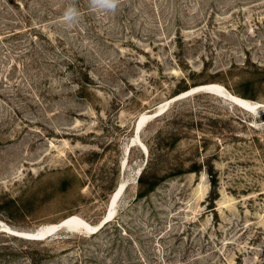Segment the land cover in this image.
<instances>
[{
  "label": "rangeland",
  "instance_id": "1",
  "mask_svg": "<svg viewBox=\"0 0 264 264\" xmlns=\"http://www.w3.org/2000/svg\"><path fill=\"white\" fill-rule=\"evenodd\" d=\"M205 83L264 103V0H0V219L96 224L127 182L96 235L0 230V264H264L263 109L198 92L130 141Z\"/></svg>",
  "mask_w": 264,
  "mask_h": 264
},
{
  "label": "bare ground",
  "instance_id": "2",
  "mask_svg": "<svg viewBox=\"0 0 264 264\" xmlns=\"http://www.w3.org/2000/svg\"><path fill=\"white\" fill-rule=\"evenodd\" d=\"M205 87L210 88L212 90V92H210V93L218 95L222 98H225L226 100L240 106L241 108H243L247 111L256 112L260 107H261L260 109H264V107H262L264 105V103H261L259 101H251L249 99L240 97V96L230 92L221 83L198 84L196 86H192L189 89H186L185 91L178 93L180 95L176 94L174 96L184 98V97H187L185 95L190 90L200 89V88H205ZM198 92H203V90H200ZM173 99H174V97L172 96L169 99L161 102L158 105L157 109L153 113H148L147 111H144L138 115V117L135 121L134 127L136 126V122L139 119H140L139 120V123H140L139 126H141V127L139 128V131H137V134H135L132 137V141H133L132 144L139 145L140 147L142 145L145 149V152L147 153L148 150H147L146 145L141 140L140 132H141L143 126L146 124V122L149 121L150 119L154 118L155 113H158V111H161V113H164L165 110L168 109V107H169L170 103L173 101ZM262 112H264V111H262ZM138 134H139V137H138ZM129 145L130 144H128L126 147V152L128 151ZM144 149H142V150H144ZM126 152H125V154H126ZM126 186H127V182L125 180H121L120 182H118L117 187L115 188V190L113 191V193L110 196L107 211L105 212L102 219L99 222H97L96 224L89 223L85 218L79 216L78 214H72V215H69V216L61 219L58 222L41 224V225L37 226L36 228L31 229L33 231L32 233H29L31 230L18 229V228L12 227L0 219V230L8 232V233L16 235V236H19V237H22V238L29 239V240H44L46 238L57 235L60 231L52 232V230L58 227L59 222L64 221V223H66V225H67V228L65 230H62V231H66V232H70V233L95 234L99 231V230L96 231V229L99 227L102 220L110 218V220H109V222H110L111 220L114 219V217L116 215L117 203H118L119 199L121 198V195L125 191ZM110 203H111V206H110ZM31 237H37V238H31Z\"/></svg>",
  "mask_w": 264,
  "mask_h": 264
},
{
  "label": "clouds",
  "instance_id": "3",
  "mask_svg": "<svg viewBox=\"0 0 264 264\" xmlns=\"http://www.w3.org/2000/svg\"><path fill=\"white\" fill-rule=\"evenodd\" d=\"M89 7L95 10L105 12H115L118 8L120 0H88ZM80 17L79 9L73 4L65 8L63 13V21L72 26L78 23Z\"/></svg>",
  "mask_w": 264,
  "mask_h": 264
},
{
  "label": "water",
  "instance_id": "4",
  "mask_svg": "<svg viewBox=\"0 0 264 264\" xmlns=\"http://www.w3.org/2000/svg\"><path fill=\"white\" fill-rule=\"evenodd\" d=\"M200 90H203V92H206V93H210V92H212V90L210 89V88H207V87H205V88H200V89H194V90H190L185 96H190L191 94H195V93H198V91H200ZM177 95H180V94H177ZM174 97V99H173V101L174 100H177V99H179V98H181V97H177V96H173ZM251 101H253V100H251ZM262 107H264V105L262 106ZM261 108V107H260ZM262 111H264V109L262 110ZM264 113V112H263ZM160 114H162L161 113V111H158V113H155V115H154V117H156V116H158V115H160ZM140 120V119H139ZM139 120L136 122V126H135V134H137V131H139V128L141 127V126H139L140 125V123H139ZM138 137H139V134H138ZM133 141L131 140V143H132ZM135 142V141H134ZM133 145V144H132ZM130 147V146H129ZM141 147H142V149H144V147L141 145ZM144 151H145V149H144ZM140 173H141V170L139 171V175H140ZM112 202V201H111ZM110 206H111V203H110ZM109 220H110V218L108 219H104V220H102L101 221V223H100V225H99V227L96 229V231L97 230H101L106 224H108V222H109ZM67 228V225H66V223H64V221H61V222H59L58 223V227L57 228H55V229H53L52 230V232H55V231H62V230H65ZM33 231L31 230L29 233H32ZM35 233V232H34ZM31 238H37V237H31Z\"/></svg>",
  "mask_w": 264,
  "mask_h": 264
},
{
  "label": "trees",
  "instance_id": "5",
  "mask_svg": "<svg viewBox=\"0 0 264 264\" xmlns=\"http://www.w3.org/2000/svg\"><path fill=\"white\" fill-rule=\"evenodd\" d=\"M185 91V90H184ZM140 182L142 183V176L139 178ZM72 215V214H70ZM69 216V215H68ZM67 217V216H66ZM65 218V217H64ZM63 219V218H62ZM60 221V220H59ZM108 224H106L101 230H99L97 233L93 234V235H96L98 234L99 232H101L103 229H105V227H107ZM83 235V234H82ZM92 236V235H91Z\"/></svg>",
  "mask_w": 264,
  "mask_h": 264
}]
</instances>
